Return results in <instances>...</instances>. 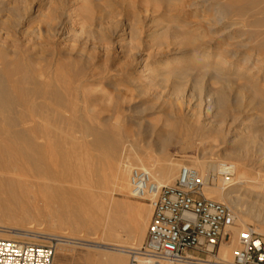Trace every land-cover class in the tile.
Wrapping results in <instances>:
<instances>
[{
  "label": "rangeland",
  "instance_id": "374dc122",
  "mask_svg": "<svg viewBox=\"0 0 264 264\" xmlns=\"http://www.w3.org/2000/svg\"><path fill=\"white\" fill-rule=\"evenodd\" d=\"M215 1L222 2L226 7V0ZM182 2L183 0H181L182 6H178L179 10L174 9L175 11H172V8L168 6L164 5L163 7V1L159 0H26L24 4L19 3L17 6L22 18L18 19L17 16H14L12 21L17 25L15 29L19 28L24 36L29 37L27 31L30 23L33 25L32 22L35 19H40L41 38L36 40L38 50H41V54L45 53L42 54L44 58L52 59L53 67L57 64L58 70H63L62 72L59 71L62 79L69 77L68 79L71 81L81 83L79 87L74 88L75 92L72 91V98L77 99L75 101L77 106L68 108L65 115L69 117L73 112L79 110L83 119L91 118L87 120V123L95 125L96 118L102 121L108 120L109 117L114 116L116 109H118L121 114L119 127L124 134L132 135H129L132 138V143L129 142L132 144L128 147L129 152L143 154L147 151L146 153H149L153 158L149 164L153 180L156 179L162 185H173L179 169L183 165L194 167L202 173V168L196 167L194 163L206 161H213L216 164L219 162L236 164L244 169L247 179L257 177V175L258 178L262 179L261 176H264V67L262 66L255 74L249 75L246 73L251 65L246 68V71V69H241V59H233L230 55L225 57V54L221 52L223 47L231 45L234 41H228L229 44L227 42L214 44L209 50L210 54L209 52L193 54L191 49L194 44H190L191 37L197 34L195 36L198 37L196 43L200 40L201 42L200 44L195 43V47L201 45L199 48H203L208 32L202 23L198 24L196 31L192 30L193 27L189 24L186 25L180 21L184 19L192 21L195 18L197 20L194 10L186 6L188 0L185 1L186 3ZM53 5L57 7L53 9ZM99 7L102 9L100 19L98 14L96 15ZM226 10L230 14L231 9L226 7ZM36 11L37 14H35ZM32 14L36 15L35 18ZM231 15L232 13L229 16ZM46 16L52 20L50 28L44 23ZM171 16H177L180 19V26L173 28L174 31L164 27L168 23L167 20L172 18ZM59 23L66 25H63V33L60 36L51 30L53 26L56 29ZM181 28L183 29L182 32L186 31L182 33ZM77 32H80L78 36L77 34L74 36ZM186 32L188 34L182 36ZM72 33L74 35H71ZM203 34L207 35L204 37ZM200 35L203 36L201 39L199 38ZM186 36L188 39L185 40L184 37ZM2 41L7 46L23 48L25 38L21 39L19 42L21 44L13 40L2 39ZM202 43L204 44L202 45ZM249 45L247 52L255 48L259 49L254 50L259 59L257 62L264 65V43L259 44L252 41ZM239 47L243 46L239 45ZM199 48L197 49L198 52L200 51ZM29 54L34 63L38 62L39 59L35 56V52L29 51ZM217 55L219 56L217 57ZM34 58L37 60H33ZM255 62L253 59L249 64L252 63L253 65ZM189 64H193L194 68L191 73H187L182 78L169 76L164 79L166 81H162L163 79L157 80L158 77L154 78L148 75L157 68L155 71L157 73L163 71L170 73ZM75 94L77 95L74 98ZM106 100L107 102H105ZM102 102H104V107ZM49 118L47 117L43 121L45 126H48L50 122L54 123ZM58 127L69 134L73 133L74 130V126L64 120L58 122ZM183 128H200L201 131L199 135L189 140L186 135L178 133V130H183ZM125 130L128 132H124ZM78 140V142L72 143V147L71 145L70 147L74 148L80 156L78 155L76 158L71 156L72 159L69 158V160L82 162L83 169L87 171L88 166L96 159L98 151L93 150V147L92 149L87 147L89 146L87 144L92 140L91 136ZM170 161H174L178 165L172 182H169L168 177L161 171V168ZM71 163L73 164V162ZM213 171H209V174L214 175L215 179L212 183L207 184L208 186L224 183L223 177L235 178L233 174L223 175L217 173L216 169ZM75 172L73 175L76 176L77 174L78 180H80L77 170ZM202 193L206 196L205 187L202 189ZM111 196L113 200L125 202L132 207L137 204L143 205L145 208L149 207L152 212L149 197L135 198L129 192L119 191H112ZM79 199H85V194L79 196ZM100 199L97 197L96 204L89 209L81 205L80 210L85 211L88 217H99L102 206ZM107 203L104 202L105 207ZM70 204H73V201ZM242 209L244 208L242 207ZM230 210L234 219L232 223L225 226L221 240L223 244L231 242L233 237L231 227H239L240 231L251 227L264 235V232L261 231L264 224L260 223L254 214L244 213L247 218L243 228L236 221L239 213L232 208ZM151 212L148 214L147 211H143L141 217L147 218L149 222ZM25 226L33 231H43L47 227L44 222L39 220L31 224L26 223L23 225L24 228H20L25 229ZM6 229L0 225V230ZM20 231L23 230H18V233ZM67 231H69L68 228L62 227L53 233L50 232L48 236H57L59 233ZM119 231L120 235L123 236V245L120 249L129 250L127 255V264H129L132 253L141 248L145 237L139 245L134 246L130 230L120 229ZM23 237L21 239L16 237V239L28 241ZM45 240L42 238L32 241L45 243ZM236 247L234 245L233 250ZM85 252L84 247L63 245L59 241L53 264H81L78 263V260ZM113 252L115 251L107 253V259L110 263L117 258V253Z\"/></svg>",
  "mask_w": 264,
  "mask_h": 264
},
{
  "label": "bare ground",
  "instance_id": "6f19581e",
  "mask_svg": "<svg viewBox=\"0 0 264 264\" xmlns=\"http://www.w3.org/2000/svg\"><path fill=\"white\" fill-rule=\"evenodd\" d=\"M159 1H163V7L164 5L168 6L172 8V11L174 9L179 10L178 6L181 5V0ZM185 1L183 0V2ZM25 2L26 0H0V225L7 228L6 230H0V238L19 240L24 236L23 238L28 240L26 242L34 243L32 240L46 239L49 237L50 232L53 233L57 229L66 227L69 231L59 233L57 235L58 241L63 245L80 246L86 249L85 254L79 258L78 263L109 264L107 253L115 251L117 258L110 264H127L129 250L120 249L123 245V236L120 235L119 230L129 229L134 246L139 245L146 235L148 222V219L141 217V215L143 211H147L149 214L151 208H145L143 205L138 204L132 207L125 202L115 201L111 193L112 191L130 193L129 173L132 166L145 169L152 174L149 164L153 161V158L149 153H146L147 151L143 154L129 152L128 147L132 145V138L129 136L131 134H124L119 127L121 114L118 109H116L114 116L109 117L108 120L102 121L96 118L95 125L87 123L90 117L87 120L83 119V115L79 110L73 112L69 117L65 115L68 108L77 106L75 105L77 99L72 98V91H74V88L79 87L81 83L71 81V79H68L69 77L62 79L59 74L61 69L58 70L57 64H54L53 67L52 59H48L46 56L44 58L42 54L45 53L41 54V50H38L36 40L41 38L40 19H35L32 22L33 25L30 23L29 27L27 26L29 37L24 36L19 28L15 29L17 25L12 21V17L22 18L19 15L17 6L19 3L24 4ZM225 4L227 9H231V16H229L228 10L220 1L188 0L186 6L194 10L197 20L196 18L195 20L191 19L192 21L184 18V20H180L177 16H171L170 20L166 19L168 23L164 27L174 31L173 28L180 26L179 22L183 21L186 25L189 24L193 27L192 30L197 31L198 24L202 23L208 32L207 40L205 38L204 47L199 48L201 45L195 47L196 40H198V37H195L197 34L191 37L190 44H194L191 49L193 54H204L209 52L214 44L234 41V43L231 42V45L225 44V47L221 45L223 49L222 51L219 49V52L225 54V57L230 55L233 59H241V69H246L251 65L248 71L246 69V74H255L264 65L257 62L259 59L254 51L257 48L249 50V52H247V49L252 41L259 44L264 43V0H226ZM56 7L53 5V9ZM97 12L96 15L98 14L100 19L102 9L99 7ZM35 14H37V11ZM107 14L109 15V13ZM102 20H104L103 17ZM44 23L50 28L51 18L46 16ZM63 25L59 23L56 29L53 26L51 30L54 31V34L60 36L63 33L64 26H66ZM51 30L49 29V31ZM79 33L77 32L75 35L72 33L71 35L76 36L77 34L78 36ZM187 34L188 32L182 34V36ZM203 35L205 37L207 34ZM201 37L203 36L200 35L199 38L201 39ZM22 38H25L23 48L20 45V48H17L18 46L16 48L7 46L2 41V39H6L8 41H18L19 43ZM184 38L185 40L188 39L187 36ZM186 42L188 43V41ZM200 42L196 44H200ZM239 45L243 47H239ZM198 48L199 52L197 51ZM29 51L35 52V56L39 59L38 62L34 63L31 60ZM220 53L218 54L221 56ZM253 59L256 62L253 65L252 63L249 64ZM225 62L227 63V60ZM193 68V64H189L170 73L166 71L157 73L155 72L157 68L148 75H150L149 77H158L157 80L163 79L162 81H166L164 79L169 76L182 78L187 73H191ZM79 78L82 77L79 76ZM82 80L84 81V79ZM81 93L83 92L81 91ZM76 95H74V98ZM45 116L46 118L50 117L54 123L50 122L48 126H45V123H43L46 120ZM61 120L74 126L73 133L69 134L58 127V122ZM200 131V128H183V130H178V133L186 135V138L191 140L194 136L199 135ZM89 136L92 137V140L87 144L89 145L87 147H91V149L93 147V150L98 151V154L94 162H91L88 166V170L85 171L82 162L71 160L79 155L71 147L72 143L79 141L78 139H85ZM91 149L89 148V150ZM71 156L73 157L71 158ZM69 158H71L73 164ZM194 165L202 168V173H200L192 167L203 176L219 167L223 168L224 172L229 171L235 175L233 179L223 177L224 183L220 181L221 183L215 186L205 185L206 196L215 201L223 202L235 212L237 211L239 215L236 221L242 227L247 218L244 213L254 214L258 221L260 220V223L264 224V176H261L262 179L258 178V175L247 179L244 169L232 163L219 162L216 164L213 161H206L195 162ZM177 167L178 165L174 161H170L161 168L163 174L168 177L169 182H172ZM76 170L80 180H78L77 174L76 176L73 175ZM154 182L158 186L162 185L156 179ZM82 194H85L83 200L79 199ZM155 196L154 193H151L143 198L149 197L152 200ZM97 197L102 199L99 200L102 205L100 216L88 217L85 211L80 210L81 205L89 209L96 204ZM71 201H73V204H70ZM104 202H108L106 207ZM38 220L46 224L45 231H33L27 229L29 227L26 228V226L23 229V225L26 223L31 224ZM231 229L233 232L231 242L229 244L221 242L217 257L207 258L208 263L206 264L215 263L218 259L225 262L231 261L234 252L233 246H237V238L241 232L239 227H231ZM18 230L23 231L18 233ZM261 231L264 232V227ZM11 233L14 234L11 235ZM16 237L19 239H16Z\"/></svg>",
  "mask_w": 264,
  "mask_h": 264
},
{
  "label": "built area",
  "instance_id": "2783aa9c",
  "mask_svg": "<svg viewBox=\"0 0 264 264\" xmlns=\"http://www.w3.org/2000/svg\"><path fill=\"white\" fill-rule=\"evenodd\" d=\"M216 172H224L217 168ZM214 175L203 176L190 166H182L173 185L158 186L145 169L133 167L129 173L130 193L135 198L147 194L152 212L146 236L139 250L132 253L129 264H206L216 258L225 226L234 217L230 208L202 193ZM45 243L0 238V264H52L59 243L49 236ZM210 264H264V235L247 227L237 238L230 262Z\"/></svg>",
  "mask_w": 264,
  "mask_h": 264
}]
</instances>
